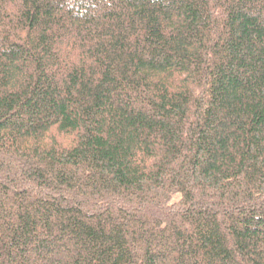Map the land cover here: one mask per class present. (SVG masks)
Returning <instances> with one entry per match:
<instances>
[{
	"label": "trees",
	"instance_id": "1",
	"mask_svg": "<svg viewBox=\"0 0 264 264\" xmlns=\"http://www.w3.org/2000/svg\"><path fill=\"white\" fill-rule=\"evenodd\" d=\"M0 264H264V0H0Z\"/></svg>",
	"mask_w": 264,
	"mask_h": 264
},
{
	"label": "rangeland",
	"instance_id": "2",
	"mask_svg": "<svg viewBox=\"0 0 264 264\" xmlns=\"http://www.w3.org/2000/svg\"><path fill=\"white\" fill-rule=\"evenodd\" d=\"M178 198H179V196L175 197V199H178Z\"/></svg>",
	"mask_w": 264,
	"mask_h": 264
}]
</instances>
